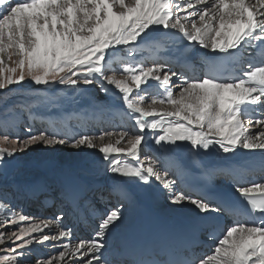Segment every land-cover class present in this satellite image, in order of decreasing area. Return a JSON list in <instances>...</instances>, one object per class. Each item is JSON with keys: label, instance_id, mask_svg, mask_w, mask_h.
I'll use <instances>...</instances> for the list:
<instances>
[{"label": "snow or ice", "instance_id": "snow-or-ice-1", "mask_svg": "<svg viewBox=\"0 0 264 264\" xmlns=\"http://www.w3.org/2000/svg\"><path fill=\"white\" fill-rule=\"evenodd\" d=\"M199 22V24H198ZM171 41L182 47L177 52L192 48L193 44L210 53L231 56L247 47L250 58L239 74L219 79L212 74L214 66L202 77H188L172 70L168 60L154 61L150 67L142 63L121 61L123 78L113 70L110 50L124 46L125 55L132 58L143 46L154 47ZM264 0H0V90L10 85H22L28 80L35 86L63 85L73 90L81 85L99 83L108 94L110 87L122 107L117 109L134 122L133 130L104 131L99 135L78 133L63 138L47 129L33 132L26 128L24 137L18 134L0 135V170L17 152L41 144L53 147L70 144L74 148L97 149L108 162L106 171L126 183L149 184L155 180L169 193L170 203H189L197 210L198 221L178 235L162 236L156 245L138 247L132 254L116 253L110 258L107 234L122 223L123 204L102 213L90 241L76 245L62 243L58 256L48 257L37 264H57L62 261L76 264H264V177L247 184H234V190L245 202V215L259 217L251 222L237 220L214 237L216 225L212 213L225 211L219 203L207 197L174 191L181 169L171 171L167 158L145 156L140 153L152 133L154 143L167 154H175L188 143L189 151L199 157L218 146L224 154L236 155L239 149L249 152L260 150L264 167ZM260 53V59H256ZM15 58V59H14ZM215 61V56H209ZM11 62L14 66H8ZM180 87L174 95L173 78ZM152 81L154 83L150 84ZM147 86V87H146ZM152 94L149 108L142 106L149 88ZM157 103L169 107L156 109ZM117 137L113 142V137ZM124 146H119V145ZM9 145L10 147H5ZM134 161V163H133ZM196 167V163L193 162ZM204 179L220 169L198 165ZM61 199L85 218L96 211L84 199L82 187L75 181L58 182ZM47 192L45 185L27 189L29 197L38 198ZM129 194H124L127 199ZM102 198V196H101ZM10 202L0 197V209L10 214L6 227L29 221L23 214L7 207ZM64 213L53 217L55 232L43 234L40 224L28 223L18 231H0V246L9 245L11 254L0 257V264H19L31 251V246L48 241H62L71 230L62 225ZM50 231L52 221H41ZM203 225L209 239H216L211 253L203 257L190 252L182 241ZM0 227H5L0 219ZM33 233H39L34 236ZM19 241V243H17ZM0 251H3L0 248ZM67 258V259H66Z\"/></svg>", "mask_w": 264, "mask_h": 264}, {"label": "rangeland", "instance_id": "rangeland-1", "mask_svg": "<svg viewBox=\"0 0 264 264\" xmlns=\"http://www.w3.org/2000/svg\"><path fill=\"white\" fill-rule=\"evenodd\" d=\"M167 43H164V45L173 46L171 42L170 45H168ZM118 49H120L122 54L121 59L114 60L113 66L115 65L116 68L107 71L106 74H115L118 79H122L123 75L120 69L122 68L121 66H123V63L121 61H126L127 58V62H133L132 60L134 57L129 58L125 55V53L129 51L128 48H125L124 46H118ZM114 50L115 49L110 50V54H113ZM137 50H139V48ZM142 52L144 53V51ZM138 53L139 52L136 51V55ZM122 58L124 59L122 60ZM8 66L14 65H12L11 62H8ZM145 66L150 67L151 65L146 64ZM172 86H174V83H172ZM109 87V93L105 94L103 91H101V86L99 83H95L88 86L81 85L75 90L71 88H66L63 85H52L50 87L44 85L35 86L31 84L28 80H25L22 85H10L8 88L0 90V135L7 133L13 137L17 134L21 137H24L27 134L26 128L31 127L33 132H39L47 129L50 132L58 133L63 138H67L68 136L66 137L65 135L66 132H63L65 130L64 124L61 122L60 119H54L52 114H61L67 111L69 112L74 108H77L78 110H89L90 108H99L102 111L103 118L108 117V115H113L118 112L117 109L121 108L122 105L119 97L115 96L113 94L111 86ZM177 94L178 92L176 91L175 95ZM79 96H81V100ZM151 99L152 95L150 93L142 102V106L145 108H149V106L151 105ZM152 107H155L158 110H167L169 106L167 104L161 105L157 103ZM123 119H127V116L124 115ZM119 120L121 119L116 117V121ZM66 121V123H69L74 128H77L79 127V125H82L84 120H77V118L73 116L69 119H66ZM97 121L101 120L96 119L95 122ZM92 122L90 123L91 126L89 125L91 130H89V127H87L88 130L84 133L89 135H99V133L104 131H121L112 129H100L99 126L93 124ZM75 123L79 124H76L77 126L75 127ZM106 123L108 124V122ZM133 129V125H129V128L127 130ZM77 134L78 133L74 134L73 136ZM145 144L146 141L140 153L141 162H146L144 160L145 156H150L146 152V150H150L148 147H146ZM5 147L10 146L5 145ZM78 150L79 148H74L70 144H57L53 147H44L41 144H36L34 146L29 147L24 152H17L15 156L9 158L5 162L3 169L0 170V197H3L6 201H8V196L11 193L10 191L14 188L20 187L27 190L29 186L28 184H25V179L26 177L32 175H38V177H40L47 183H50L48 186L59 187V185H57V182L60 181V179H63L62 175H64L65 172V170L63 172L61 169L64 158L69 159V161L67 162V167L78 171L85 179H99L100 173L104 170L106 171V162L103 158V155L95 151L88 153L86 152V154H79L80 158H76L77 161L70 163L73 159L74 154ZM55 187H52V189ZM162 195L170 201L169 193L167 190H165ZM10 204L11 203H9V205L7 206H11ZM187 204L189 203H182L180 204L181 206H177L186 208L189 211L194 209L193 205L190 204L187 206ZM16 212L28 217L29 221L19 222L17 226H12V228H8L6 227V225H8L10 221L7 220L6 217L10 213L8 211H5V209H0V219L4 220L5 225V227H0V231H18L19 227H27L28 223L30 222L33 224H40L41 228L43 229V234L51 236L55 232L56 227L59 226L51 218H38L35 215V211H32L29 214H24L19 210H16ZM124 218L125 214L123 212V221L125 220ZM41 221H52V230L50 231L48 228H44V225L41 223ZM121 224L122 223L118 222V226L116 228H113L107 234L106 240L109 235L113 236L112 239L115 238L114 235H116L118 228ZM33 235L38 236L39 233H33ZM17 243H19V241H17ZM70 243H72L71 245L76 244L75 241H71ZM60 245L61 244L55 243L51 240L44 244L34 243L31 246V251L26 253V255L20 260L19 264H37L38 259L43 261L48 257L58 256L59 251H62ZM0 248L3 249V251H0V257H2L4 254H11L9 251V245L0 246ZM75 259L76 264H80V262L77 261V258ZM57 264H64V262L57 261ZM68 264H72L71 259L68 260Z\"/></svg>", "mask_w": 264, "mask_h": 264}, {"label": "bare ground", "instance_id": "bare-ground-1", "mask_svg": "<svg viewBox=\"0 0 264 264\" xmlns=\"http://www.w3.org/2000/svg\"><path fill=\"white\" fill-rule=\"evenodd\" d=\"M249 2L254 3L255 0H249ZM198 24H199V22H198ZM170 42L168 41L167 44L170 45L172 43V42L171 43ZM180 47H182L180 44H173V46H166L164 44H161V45L154 46V47H146V46L142 45L141 47H139V50H136L139 53L136 56H134V58L132 60L133 62H131V63L139 62V63L144 64V66H145L146 60L149 61L147 64H150L151 61H154L159 56L168 58L170 60H177L178 59L179 62H185V63L194 62V63H196V62L203 61L204 59H208V57L213 55V54H217V53H210V51L208 49L200 48L198 45H195V44H193L192 48L184 49L183 52L180 53V52H177V49ZM261 49L264 50V45L261 46ZM142 51H144V53ZM238 52L241 55L242 61H247L250 58L249 51L247 50L246 46L240 48L238 50ZM113 53H114L113 61L121 59L122 54H121L120 49H118V47L115 48ZM124 58H122V60ZM256 59L257 60L260 59V53H257ZM127 61H128V59L126 58V62ZM121 67H123V66H121ZM114 68H116L115 65L113 66V69ZM173 70L175 71V69H173ZM149 83L152 84L154 82L150 81ZM172 83H174V86H172V88L174 89V95H175V93H176L175 90L180 87V84H179L177 78H175V77L173 78ZM149 93H151V95L152 94H159L158 90L154 87L149 88ZM79 98L81 100V96H79ZM52 116L54 119H58V120L60 119L61 120V122L64 124V128H65V130L63 132L64 133L66 132L65 135L68 137L73 136L76 133L87 132V131L83 130V128L85 127L83 124L81 126L79 125V127H77V128H74L71 124L66 123L67 122L66 119H69L70 117H73V116L76 117L77 120L83 119L84 121L85 120L91 121V120L98 119V120H101L102 122L106 121V122H108V124L112 123L113 119L116 121V117H117V118L121 119L119 121H121L123 124L127 123L130 125H133V127H134V122L129 120L128 117H127V119H123L124 118L123 113L117 112L116 114L113 115L112 119L110 120L108 118L102 117V111L99 108H93V109L90 108L89 110H78L77 108H74L73 110H71L69 112L67 111V112H65V113L63 112L61 114H59V113L58 114H52ZM101 121H97V122H101ZM119 121H116V122L118 123ZM77 125H75V127ZM87 127H89V124ZM108 128L111 129V126L108 125ZM120 130H123V129L120 128ZM250 130L253 131V133H254L255 131L264 130V129L250 127ZM145 135L148 136V139L146 140L145 145L151 151L150 152V151L146 150V152L150 156L152 155L151 157H153L155 154L156 157L167 158L169 160L170 177L171 178H175V177L171 176L172 170H175L177 168L183 170L186 164L193 166V162H195L196 165L198 166L201 163L200 161H204L206 163V168L220 169L219 171H222V172H226V171L245 172V174H243V175L250 181H253V180L259 181V180H261L262 177H264V175H261V174L258 176H255L252 173H250V175L246 174V172L249 171L250 169L252 170V172L254 170H258L260 172L262 169L264 171V167H262L260 150H254V151L249 152L247 150L239 149L238 153L236 155H233L231 153L224 154L219 150L218 146H215L211 149V151L209 153L205 154L204 152H201L199 157H197L196 155H194L192 152L189 151L188 143L184 142L185 147L182 150H178L175 154H167V153H164L160 149V147L154 143V136L152 133L146 132ZM116 138L117 137L113 138V142L115 141ZM119 146H123V145H119ZM92 151L99 153V151L97 149H89V148H83V147L79 148V150L74 154L73 159L71 160L70 163L77 161L76 158H80L79 154H86V152L88 153V152H92ZM68 161H69L68 158H66V159L64 158V161L62 163L61 169L63 172L65 170L64 175H62L63 179L75 181L76 183H78L82 187L83 191L85 189L90 190V189H95L98 186L104 187L107 185L110 188L111 193H112V191L113 192L116 191L119 194V196L122 198L121 204H123V210L122 211L125 214V218H124L125 220L119 226L116 235H114L115 238L112 239L113 236H111V235H109V237L107 238V240H108L107 242H109V244H108L109 247L116 249L114 251V254L122 252L119 249L122 246L128 244L129 239L134 238V233L138 234L142 231L141 227H138L137 225H135L137 213H138V210L141 206L154 207L157 211L163 213L169 219V221L171 223H173L174 226H176V227H181L184 223L185 228L188 229L190 227V223L194 224V223H197V221H198L197 210L195 208L193 210L189 211L186 208L180 207L181 205L180 206L172 205L170 203V201L167 200V198L163 197L162 193L165 190L163 189L162 185H160L155 180H152V182L149 184H143L142 182L126 183V182H121V181L117 180V178L111 176L105 170L100 173L99 179L87 180L78 171L70 169V167L68 168L67 167ZM105 162H106V167H105V169H106L108 166V162L106 160H105ZM133 163H134V161H133ZM25 180H26L25 184H28V186H29L28 188H30L33 185H37V184L45 185L48 187V185L50 184V183H47L46 181H44L43 179H41L40 177H38V175L37 176L32 175V176L26 177ZM58 182H57V185H58ZM10 184H13V183H10ZM20 190L21 191L24 190L25 193L27 194V190H25L23 188H20ZM173 190L177 191V192L182 191L180 180H178V182H177V184ZM126 193L129 194L127 199L124 198V194H126ZM82 195H83V192H82ZM188 205H190V204H187V206ZM7 207H10V206H7ZM11 207L13 208L12 205H11ZM13 209L16 211L15 208H13ZM215 214H217V213H212L211 215L213 216ZM67 223L69 224V221H67ZM62 225H63V223H62ZM203 227H204L203 225L200 226V228H203ZM67 228L70 229L69 226ZM69 241L70 242L75 241L76 244L78 242H80V240H78L77 237L75 236V233H73V234L71 233L70 237H68L67 239H64L62 241H54V242L61 244V245H62V243L72 244ZM85 241H90V240H85ZM61 248H62V246H61ZM62 250H63V248H62ZM77 261H79L78 257H77Z\"/></svg>", "mask_w": 264, "mask_h": 264}]
</instances>
